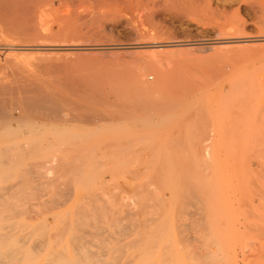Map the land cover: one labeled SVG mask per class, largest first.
<instances>
[{
    "label": "rangeland",
    "instance_id": "1",
    "mask_svg": "<svg viewBox=\"0 0 264 264\" xmlns=\"http://www.w3.org/2000/svg\"><path fill=\"white\" fill-rule=\"evenodd\" d=\"M203 1L56 0L40 12L29 40L17 41L33 42L32 51H0V65L18 56L8 63H25L23 73L93 85L109 101L119 97L115 107L123 111L84 98L111 117L72 121L70 133L60 130L37 156L29 153L35 159L25 163L45 164L41 179L31 177L30 187L40 190L0 193L12 203L0 204L1 227L16 229L11 244L50 237L49 248L28 251L20 264L47 263L51 250L69 263L83 256L70 237L82 207L100 216V234L86 242L90 254L109 264H264V0ZM194 2L208 10H192Z\"/></svg>",
    "mask_w": 264,
    "mask_h": 264
},
{
    "label": "bare ground",
    "instance_id": "2",
    "mask_svg": "<svg viewBox=\"0 0 264 264\" xmlns=\"http://www.w3.org/2000/svg\"><path fill=\"white\" fill-rule=\"evenodd\" d=\"M56 0H0V51L2 55H5L6 52H12V53H16L17 52H22V51H27V50H33V46L29 45V43L27 44L26 41L24 40H20L19 42H17L19 39H21L22 37L26 36L25 40L27 39V35L26 33H30L31 31L37 30L38 27H36V20L38 19L39 15L41 14L40 12L45 9V10H49V8L52 6V3L55 2ZM148 1H154V0H148ZM207 1V0H204ZM203 1V2H204ZM209 2V1H208ZM50 4V7H48L47 5ZM56 4V3H55ZM192 10L195 11H204L205 9H207L206 6H204L201 3L197 2L195 3H190ZM207 5V3L205 4ZM47 6V9H46ZM45 7V8H44ZM43 10V12L45 11ZM47 10V11H48ZM46 11V12H47ZM44 14V13H43ZM42 16V14H41ZM40 16V18H41ZM44 16V15H43ZM46 19V18H43ZM42 19V21H43ZM40 22V21H38ZM36 24V25H35ZM43 24V23H42ZM41 25V24H40ZM45 25V24H44ZM46 26V25H45ZM44 26V27H45ZM48 26V25H47ZM35 27V28H34ZM41 25V28H44ZM34 30H33V29ZM32 29V30H31ZM48 30L49 29H45ZM42 31V30H41ZM35 32V31H34ZM33 32V33H34ZM37 32V31H36ZM41 33V32H40ZM38 34V33H37ZM47 34V33H46ZM45 34V35H46ZM48 35L50 36V33H48ZM31 37V34L29 35ZM43 36V35H42ZM33 37V36H32ZM38 37V36H37ZM23 38V39H24ZM46 38V37H45ZM33 39V38H31ZM41 39V36H40ZM44 39V38H43ZM29 40V37H28ZM45 40V39H44ZM33 41V40H31ZM26 42V44H25ZM29 42V41H28ZM47 42V40H46ZM31 43V42H30ZM37 43V42H36ZM41 43V42H40ZM49 43V42H48ZM44 44V43H43ZM50 44V43H49ZM48 44V45H49ZM50 47V46H49ZM36 48V47H35ZM39 48V47H38ZM43 48V47H42ZM10 52V53H11ZM29 52V51H27ZM47 52V51H46ZM8 53V54H10ZM45 53V52H44ZM21 54V53H20ZM19 54V55H20ZM54 54V53H53ZM7 55V54H6ZM15 55V56H16ZM22 55V54H21ZM25 55V54H24ZM46 55V54H45ZM32 56V55H31ZM37 56V55H36ZM39 56V55H38ZM3 57V56H2ZM7 57V56H6ZM11 57V55H10ZM1 58V57H0ZM9 60V56L7 57ZM6 58V59H7ZM13 57L10 58V62L11 60H17V58L19 59V57L17 56L14 57L15 59H12ZM32 58V57H31ZM36 58V57H35ZM38 58V57H37ZM44 58V57H43ZM5 59V58H4ZM34 59V58H33ZM42 59V58H41ZM50 59V58H49ZM29 60V59H28ZM40 60V59H39ZM3 61V60H2ZM0 60V62H2ZM8 61V62H9ZM23 61V60H20ZM25 61V60H24ZM30 61V60H29ZM6 62V61H5ZM5 63L3 65H0V176H4L6 177V182L2 187H0V193L1 194H5V195H10V196H16L19 191L21 192L23 189L22 187L25 186V190H26V186L28 188V185L30 187V184H32V180L34 177L37 176V180L41 179L43 177V172H42V168L45 167L43 164V161L41 162L42 165H40V163L36 164L32 162L29 163H25V161L28 160V158L26 159V157H30L32 154L31 153H36L38 154L42 149H40L41 146V142H43V140L48 141L49 139H51V137H53L58 131L60 130H64L70 133V122L72 121H81L84 124H96L98 122H102L101 120H105L111 117L109 116V113H104L101 112L98 108L96 107H91L87 106L86 103L84 104L81 100H84V98L88 99L87 101H90L89 99L91 98H95V99H99V98H104L105 101L104 102H100V107L102 110V103H104V106L107 108L108 106L111 107H115L118 103H120L119 101V97H115L113 101H109L110 96H109V92L104 94L102 93L101 90H97L95 91L94 88H92V86H90L91 88L88 87H84L82 85V87H79V84L77 83H70V85H67L65 83H62V81L60 80L59 83L54 81L53 82H48L46 80V78L43 80L42 78H38L36 76H31V75H27L25 73L22 72V69H20V65L25 64V63H20V64H15L13 63ZM19 62V60L17 61ZM37 62V61H36ZM4 63V62H3ZM43 63V62H42ZM45 63V62H44ZM10 64H13L14 66H16V69L14 67H11ZM32 64V63H31ZM38 64V63H37ZM17 65H19L17 67ZM34 65V64H33ZM40 65V63H39ZM46 65V64H45ZM30 66V65H29ZM49 66V65H47ZM33 67V66H32ZM43 67V66H42ZM27 69V67H25ZM30 68V67H29ZM28 68V69H29ZM38 68V67H35ZM34 68V69H35ZM41 68V67H40ZM45 68H47L45 66ZM44 68V69H45ZM50 68V67H49ZM26 69H24L26 71ZM31 69V68H30ZM42 69V68H41ZM28 71V70H27ZM26 71V72H27ZM39 71V70H37ZM37 71H34L37 73ZM42 71V70H41ZM39 71V73L41 72ZM46 71V70H45ZM49 71V70H48ZM57 71V69H56ZM34 72H31L34 74ZM43 72V71H42ZM49 75V74H48ZM50 76V75H49ZM55 76V75H54ZM53 76V77H54ZM46 77V76H45ZM47 78H49L47 76ZM52 77H50L51 80ZM53 79V78H52ZM46 80V81H45ZM55 80V79H53ZM77 80V79H76ZM65 82V80H64ZM80 82V81H79ZM86 83V82H85ZM96 84V83H95ZM112 84V83H111ZM99 85V84H98ZM81 86V85H80ZM97 86V85H96ZM110 86V85H109ZM102 87V86H101ZM99 87V88H101ZM105 88V87H104ZM92 90H94L95 92H93ZM101 91V92H100ZM128 91V90H127ZM111 92V91H110ZM124 92V91H123ZM120 93V92H119ZM111 94H113L111 92ZM122 94V93H120ZM128 94V93H127ZM246 94V93H245ZM248 94V92H247ZM246 94V95H247ZM126 95V94H125ZM124 95V97H126ZM114 96V95H113ZM131 96V95H130ZM129 96V97H130ZM121 98H123L122 96H120ZM113 99V98H112ZM85 101V102H87ZM128 101V100H127ZM93 102V101H92ZM92 102H88L94 105V103ZM130 102V101H129ZM99 103V102H97ZM95 103V104H97ZM134 105V103L132 104ZM98 106V105H97ZM118 106V105H117ZM123 106V104L121 105ZM103 107V108H105ZM120 107V106H118ZM127 107V108H126ZM126 107H122L128 109V106ZM116 110L120 111V108L118 109L117 107H115ZM121 108V110H122ZM109 109V108H107ZM132 109V108H129ZM110 110V109H109ZM124 110V109H123ZM112 111V110H111ZM115 112V110H113ZM112 111V112H113ZM127 111V110H126ZM129 111V110H128ZM127 111V112H128ZM123 112V111H120ZM126 112V114H128ZM119 113V112H118ZM121 114V113H120ZM134 114V113H133ZM112 115V114H110ZM123 115H125V113H123ZM130 115V114H128ZM132 115V114H131ZM138 115V114H137ZM129 118V117H128ZM131 118V117H130ZM134 118V117H133ZM123 122V121H122ZM100 125V124H99ZM73 126V125H72ZM81 127V126H80ZM79 128V127H78ZM79 130V129H78ZM89 132V131H88ZM97 132V131H96ZM88 135V134H87ZM90 135V133H89ZM88 135V136H89ZM92 135V133H91ZM94 135V134H93ZM98 135V134H96ZM95 135V136H96ZM65 136V134H64ZM85 136V137H88ZM68 137V136H67ZM91 137V136H90ZM99 137V136H98ZM97 137V138H98ZM84 138V137H81ZM92 138V137H91ZM93 139V138H92ZM89 140V139H88ZM100 140V139H99ZM115 140V139H114ZM32 141H35L34 143H32ZM83 141V140H82ZM85 141V140H84ZM104 141V140H103ZM77 143L79 141H76ZM94 142V141H93ZM74 143V142H73ZM83 143V142H82ZM98 143V142H97ZM120 144V143H119ZM72 145V144H71ZM70 145V146H71ZM85 145V144H84ZM104 145V144H103ZM69 146V145H68ZM88 146V145H87ZM96 146V145H95ZM99 146V145H98ZM105 146V145H104ZM107 146V145H106ZM73 147V146H71ZM77 147V146H76ZM79 150H80V145L78 146ZM86 147V145H85ZM115 147V146H114ZM49 148V147H48ZM70 148V147H68ZM74 148V147H73ZM84 148V146H83ZM82 148V149H83ZM97 148V146H96ZM105 148H108L105 147ZM111 148V147H110ZM46 149V148H45ZM75 150L77 148H74ZM72 149V150H74ZM85 149V148H84ZM50 150V148H49ZM58 150V149H57ZM61 150V149H60ZM70 151V149H67ZM71 150V151H72ZM78 150V151H79ZM109 150V149H108ZM138 150V149H137ZM48 151V149L46 150ZM53 151V150H52ZM50 151V152H52ZM64 151V150H63ZM68 151V152H69ZM83 151V150H81ZM80 151V152H81ZM98 151V150H97ZM95 151V152H97ZM100 151V150H99ZM103 151V150H102ZM133 151V150H132ZM58 152V151H57ZM61 152V151H60ZM74 152V151H73ZM79 152V153H80ZM93 152V149L92 151ZM93 152V153H95ZM111 152V150H110ZM126 152V151H124ZM135 152V151H134ZM29 153L31 154L30 156ZM54 153V152H53ZM63 153V152H62ZM72 153V152H71ZM83 153V152H82ZM103 153V152H102ZM123 153V152H122ZM35 154V155H36ZM50 154V153H49ZM92 154V153H91ZM101 154V153H100ZM104 154V153H103ZM101 154V155H103ZM117 154V153H116ZM131 154V153H130ZM33 155V156H35ZM71 155V154H70ZM69 155V156H70ZM80 155V154H78ZM94 155V154H93ZM108 155V154H107ZM115 154H112V156ZM37 156V155H36ZM39 156V155H38ZM82 156V155H81ZM80 156V157H81ZM91 156V155H90ZM95 156V155H94ZM109 156V155H108ZM59 157V156H58ZM73 157V156H72ZM75 157V156H74ZM78 157V156H77ZM77 157L75 158L77 160ZM86 157V156H85ZM89 157V156H88ZM101 157V156H100ZM117 157V156H116ZM119 157V156H118ZM32 158V156L30 157ZM29 158V159H30ZM39 159V157H37ZM48 158V156H47ZM54 158L55 157H51ZM61 158V157H60ZM79 158V157H78ZM95 158V157H94ZM99 158V157H98ZM96 159L99 160V159ZM109 158V157H108ZM32 159H35L32 158ZM42 160V158H40ZM75 159H73L75 161ZM86 159V158H84ZM118 159V158H117ZM37 160V159H36ZM44 160V159H43ZM94 159H92V163H95V161L93 162ZM24 161V163H23ZM59 161V160H58ZM78 161V160H77ZM83 161V160H82ZM127 161V160H126ZM35 162V161H34ZM45 162V161H44ZM52 162V161H51ZM55 162V160L53 161ZM52 162V163H53ZM73 162V161H72ZM79 162V161H78ZM101 161H99L100 163ZM115 162V160H114ZM119 162V161H118ZM91 163V165H92ZM103 163V162H102ZM100 163V167L101 164ZM60 164V163H58ZM70 164V163H69ZM76 164V163H75ZM85 164V163H84ZM96 164V163H95ZM48 165V163L46 164V166ZM50 165V164H49ZM66 165V164H65ZM90 165V164H89ZM103 165V164H102ZM118 165V164H117ZM120 165V164H119ZM63 166V165H62ZM67 166V165H66ZM77 166V164H76ZM75 166V167H76ZM83 166V165H82ZM80 166V167H82ZM97 166V165H96ZM56 167V166H54ZM64 167V166H63ZM72 167V166H70ZM78 167V166H77ZM85 167V166H83ZM82 167V168H83ZM93 167V166H92ZM99 167V168H100ZM104 167V166H103ZM102 167V168H103ZM66 168V167H65ZM74 168V166H73ZM72 168V169H73ZM80 168V169H82ZM97 169V171L100 172V170L102 169ZM106 168V167H105ZM56 169V168H55ZM59 169V168H58ZM76 169V168H75ZM50 173V169H48ZM57 170V169H56ZM54 170V171H56ZM71 170V169H70ZM77 170V169H76ZM83 170V169H82ZM88 170V169H87ZM94 170V168H93ZM105 170V169H104ZM53 171V172H54ZM63 172V169L61 170ZM92 171V169H91ZM90 171V172H91ZM45 172V171H44ZM59 172V171H58ZM68 172V171H67ZM74 172V169H73ZM78 172V171H77ZM72 173V172H71ZM80 173V172H78ZM82 173V171H81ZM80 173V174H81ZM89 173V172H88ZM93 173V172H92ZM91 173V174H92ZM95 173V171H94ZM93 173V174H94ZM97 173V172H96ZM95 173V174H96ZM10 174L11 176H8ZM52 175V173H50ZM62 174V173H61ZM65 174V173H64ZM75 174V172L73 173ZM77 174V173H76ZM90 174V175H91ZM102 173L100 172V174L97 175H101ZM33 175V176H32ZM45 175V174H44ZM63 175V174H62ZM71 175V174H70ZM79 175V174H78ZM48 176V174L46 175ZM75 176V175H74ZM86 176V174H85ZM84 176V178H85ZM88 176V174H87ZM94 175H92L93 177ZM4 177V178H5ZM49 177V176H48ZM64 177V176H63ZM71 177V176H69ZM73 177V175H72ZM83 177V175H82ZM90 178V176H88ZM87 179L89 181V179ZM91 177V178H92ZM95 178V176H94ZM93 178V179H94ZM97 178V177H96ZM58 179V177H57ZM68 179V178H67ZM72 179V178H70ZM74 179V177H73ZM77 179V178H76ZM81 180V178H79ZM4 180V179H3ZM59 180V179H58ZM64 180V179H63ZM62 180V181H63ZM66 180V179H65ZM25 183H24V182ZM61 181V180H59ZM86 181V180H85ZM95 181V180H94ZM1 182V181H0ZM35 182V180L33 181ZM67 182V180L65 181ZM24 183V184H23ZM50 184V182H48ZM53 183V181L51 182ZM69 183V182H67ZM76 183V182H75ZM83 183V182H82ZM87 183V182H85ZM109 183V182H108ZM2 184V183H0ZM46 184L45 181H42L40 183L37 184V187L39 185H44ZM94 184V183H93ZM97 184V182H96ZM99 184V182H98ZM102 184V183H101ZM66 185V184H65ZM65 185H62L65 187ZM70 185V184H68ZM116 185V184H115ZM60 185V187H62ZM73 186V185H72ZM77 186V185H76ZM82 186V185H81ZM54 187V185H53ZM57 187V186H56ZM55 187V188H56ZM59 187V190H60ZM69 187V186H68ZM64 188V190L69 189V188ZM78 187V186H77ZM80 187V186H79ZM51 188V187H50ZM115 188V187H114ZM119 188V187H118ZM29 189H34V185L31 186ZM41 188H38V190H40ZM62 189V188H61ZM70 189H71V185H70ZM83 189V188H82ZM91 189V188H90ZM25 190L23 191L24 193ZM28 190V189H27ZM35 190V189H34ZM38 190H35V192H37ZM63 190V191H64ZM77 190V189H76ZM88 190V189H87ZM99 190V189H98ZM115 190V189H114ZM42 191V190H41ZM44 191V190H43ZM68 191V190H67ZM96 191V190H95ZM101 191V190H100ZM65 192V191H64ZM62 192V193H64ZM71 192V191H70ZM89 192V191H87ZM112 192V191H111ZM262 192V191H261ZM29 193V192H27ZM34 193V192H33ZM61 193V192H60ZM61 193V194H62ZM113 193V192H112ZM0 194V196H2ZM89 195V194H88ZM97 195V193H96ZM96 195H94V197H96ZM23 197V196H22ZM99 197V196H98ZM97 197V198H98ZM1 198V197H0ZM2 199V198H1ZM0 199V204H4L7 203L6 200H1ZM88 199V198H87ZM89 199H90V195H89ZM96 199V198H95ZM125 199V198H124ZM123 199V200H124ZM134 199V198H133ZM137 199V198H136ZM83 200V199H82ZM127 200V199H126ZM130 200V199H129ZM84 201V200H83ZM103 201V200H102ZM132 201V200H131ZM81 202V201H80ZM89 202V201H88ZM91 202V201H90ZM99 202V201H98ZM10 203V202H9ZM7 203V204H9ZM93 203V202H92ZM101 203V202H100ZM126 203V202H125ZM12 205V203H10ZM131 204V203H130ZM79 205H81L79 203ZM139 205V204H138ZM89 206H91L89 204ZM127 206V205H126ZM124 207V206H123ZM129 207V206H128ZM11 208V206H10ZM79 208V207H78ZM81 208V207H80ZM91 208H94L91 207ZM125 208V207H124ZM12 209V208H11ZM119 209V208H118ZM117 209V210H118ZM121 209V208H120ZM146 209V207H145ZM83 212L82 214L77 217V224H73V226H75L73 228V230H71V235L70 237L72 238V241L75 244V249L79 252L82 251L85 254L83 256H76L72 258V261L70 260V263L68 262L69 260L64 257L65 254H63L61 251H56L57 253L55 254L54 251L51 250V252H49V254L47 255V258L45 259L47 261V263H40V264H79L77 262V260L79 259H85L87 260V262L89 264H109L108 261L104 260L105 257L102 259L99 256H93L90 254V252H92L89 248V246L86 245V242L91 243L92 239H94L97 235L100 234V230L98 229V227L96 226L97 224H95V220L98 223V213H94V214H88V212H84L85 208L82 207ZM95 210V208H94ZM139 210V208H138ZM125 211V210H124ZM15 213H17L16 211H12ZM115 212V211H114ZM116 215V214H115ZM127 214L124 215V217ZM26 216V215H25ZM133 216V214L131 215ZM139 216V215H138ZM137 216V217H138ZM119 217H123L122 215H118ZM135 217V216H134ZM53 218V217H52ZM130 218V217H129ZM132 218V217H131ZM140 218V217H139ZM120 219V218H119ZM118 219V220H119ZM122 219V218H121ZM136 219V217H135ZM139 220V219H138ZM149 220V219H148ZM112 221V220H110ZM75 222V221H74ZM109 222V221H108ZM120 222V221H119ZM149 222V221H147ZM3 224V223H2ZM144 224V222H143ZM146 224V223H145ZM144 224V225H145ZM148 224V223H147ZM38 225V224H37ZM40 225V224H39ZM43 225V224H42ZM134 225V224H133ZM4 226V225H3ZM6 226V225H5ZM10 226V225H9ZM129 226V225H128ZM1 227V225H0ZM14 228V225L12 226ZM53 227V226H52ZM88 227H92V229L90 230ZM7 228V227H6ZM5 228V229H6ZM13 228L10 227L11 230H4L2 227L0 228V264H18L19 261L21 260H26L27 258V252L32 250V249H39V250H44L50 247L51 245V241H50V237L47 238H41L38 241H36L35 243H31L29 245H27V237L23 236V240L24 243L21 248L17 249V246L14 244H11L9 239L16 234V229L14 230ZM33 228H35L33 226ZM36 228H38V226H36ZM88 228V229H86ZM39 229V228H38ZM42 229V228H41ZM45 229V228H44ZM133 229V228H132ZM41 231V230H40ZM46 231V230H45ZM48 231V230H47ZM46 231V232H47ZM43 232V231H42ZM41 232V233H42ZM29 234V233H28ZM45 234V232H44ZM50 235V233H49ZM44 237V235H43ZM46 237V236H45ZM58 237H60L58 235ZM86 237L89 239L87 241ZM104 237V236H103ZM110 238V237H109ZM100 240V238H98ZM102 239V238H101ZM55 240V239H54ZM104 241V240H103ZM101 243V242H100ZM129 243V242H128ZM61 244V243H60ZM26 245V246H25ZM90 245V244H88ZM93 245V244H92ZM95 245V244H94ZM96 247V246H95ZM121 248V247H120ZM64 249V248H63ZM104 249V248H103ZM124 249V248H123ZM105 250V249H104ZM107 250V248H106ZM105 250V251H106ZM15 251H19L20 253H16ZM112 252V249H111ZM107 253V252H106ZM67 254V252H66ZM93 254V253H92ZM111 255L113 253H110ZM109 254V256H110ZM97 255V254H94ZM108 255V254H107ZM66 256V255H65ZM106 256V255H105ZM114 256V255H112ZM160 256V255H159ZM8 257L11 258V260H8ZM111 257V256H110ZM155 257V256H154ZM153 257V258H154ZM65 259H67L66 261L68 263H66ZM110 259V258H109ZM115 259V258H113ZM127 259V257H126ZM130 259V258H129ZM89 260V261H88ZM147 260V259H146ZM154 260V259H151ZM165 260V259H164ZM10 261V262H9ZM83 261V260H82ZM81 261V262H82ZM98 261V262H97ZM100 261V262H99ZM149 261V260H148ZM91 262V263H90ZM147 262V261H146ZM124 263V262H123ZM20 264V263H19ZM37 264V263H36ZM152 264V263H151Z\"/></svg>",
    "mask_w": 264,
    "mask_h": 264
}]
</instances>
